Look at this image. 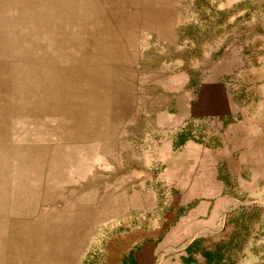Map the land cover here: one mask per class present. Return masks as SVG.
Instances as JSON below:
<instances>
[{
  "label": "rangeland",
  "instance_id": "1",
  "mask_svg": "<svg viewBox=\"0 0 264 264\" xmlns=\"http://www.w3.org/2000/svg\"><path fill=\"white\" fill-rule=\"evenodd\" d=\"M0 89L105 140L47 214L0 224V264H264V0H0Z\"/></svg>",
  "mask_w": 264,
  "mask_h": 264
},
{
  "label": "crops",
  "instance_id": "2",
  "mask_svg": "<svg viewBox=\"0 0 264 264\" xmlns=\"http://www.w3.org/2000/svg\"><path fill=\"white\" fill-rule=\"evenodd\" d=\"M167 11L162 10V13L165 15ZM167 29L163 21L156 20V23L147 22L142 32L148 44L155 43V39L162 44L167 41ZM177 33L178 41L181 36ZM4 91L0 89V224H33L47 214L44 211L49 204V188H63L61 178L66 169L62 162L76 161L78 168L100 165V150L105 140L100 125L91 129L86 126L79 130L73 128L65 116L66 108L55 106L52 101L53 104L49 102V123L39 131L38 116L29 113V117L20 120L15 105L6 101ZM181 96L177 94L178 102ZM186 106L187 103L184 108L175 104L176 109L172 114L167 112V115L174 116L175 120L183 119L191 110H187ZM160 125L168 126L164 122ZM169 142L163 137L159 144ZM164 157L163 162L166 160ZM202 168L203 163L198 162L191 173L197 175ZM168 171L175 175L174 168L170 167Z\"/></svg>",
  "mask_w": 264,
  "mask_h": 264
},
{
  "label": "trees",
  "instance_id": "3",
  "mask_svg": "<svg viewBox=\"0 0 264 264\" xmlns=\"http://www.w3.org/2000/svg\"><path fill=\"white\" fill-rule=\"evenodd\" d=\"M186 251H187V253H190V254H192V255H194V254H196V253H197V252H194V251H192V249H190V248H189V249H187Z\"/></svg>",
  "mask_w": 264,
  "mask_h": 264
}]
</instances>
